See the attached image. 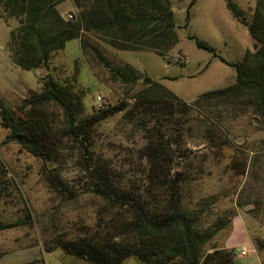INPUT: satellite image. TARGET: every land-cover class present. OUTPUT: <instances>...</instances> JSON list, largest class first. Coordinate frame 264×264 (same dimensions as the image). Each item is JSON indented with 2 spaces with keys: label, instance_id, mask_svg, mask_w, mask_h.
<instances>
[{
  "label": "trees",
  "instance_id": "16d2710c",
  "mask_svg": "<svg viewBox=\"0 0 264 264\" xmlns=\"http://www.w3.org/2000/svg\"><path fill=\"white\" fill-rule=\"evenodd\" d=\"M63 1L0 0V16L17 21V27L10 30L8 43L15 66L23 70L47 68L53 53L63 50L68 40L77 38L83 55L92 52L115 79L131 86L141 79L139 72L129 63L111 65L94 41L117 50L147 51L160 56H166L179 42L172 0H70L75 8L71 19H65L58 9ZM224 1L258 46L255 50L246 49L238 63L219 56L224 63L235 66V81L202 93L190 103L144 75L143 87L133 95L131 105L122 100L81 116L82 95L73 90V84H62L50 73L42 76L41 90L23 97L16 109L0 100V124L8 130V138L46 165L60 162L62 133L77 140L82 165L90 176L86 188L100 200L92 226H86L74 238L60 234L46 240L45 251L60 249L89 264H121L127 257H137L144 264H237L235 248L219 247L213 241L225 221L214 217L208 199L197 200L193 207L184 202L191 175L189 155H179L180 169L169 164L176 159L175 135L170 129H177L171 126L181 129L185 116L190 118L195 115L193 112L199 114L196 119L204 124L209 141L219 148L231 144L222 134L220 119L224 114L250 112L258 118L260 128L264 126V0H254L250 18L233 0ZM193 3L191 0L189 7ZM189 37L197 47L217 56L207 41L195 35ZM49 105L62 109L63 127L52 124L47 114ZM118 112L137 119L139 128L146 132L140 151L147 169L143 189L116 185L105 165L93 157L91 128ZM232 158L231 166L240 167V173H244L247 157ZM5 170L0 160V172L5 175ZM49 172L47 180L51 187L63 193L64 198L76 196L72 189L65 193L66 185L58 173ZM29 218L27 214L25 218L0 222V230L26 225ZM254 246L258 251L264 250V240L255 237Z\"/></svg>",
  "mask_w": 264,
  "mask_h": 264
},
{
  "label": "rangeland",
  "instance_id": "374dc122",
  "mask_svg": "<svg viewBox=\"0 0 264 264\" xmlns=\"http://www.w3.org/2000/svg\"><path fill=\"white\" fill-rule=\"evenodd\" d=\"M190 1L172 0L179 42L166 56L117 50L94 41L111 65L129 63L139 72L141 79L131 86L115 79L112 71L92 52L83 55L77 38L68 40L63 50L53 53L47 68L23 70L15 66L8 43L10 30L17 27V21L0 16V100L16 109L23 97L41 90L42 76L46 73L62 84H73V90L82 95L81 116L122 100L131 105L133 95L143 87L144 75L158 80L189 103L202 93L232 84L236 78L235 66L224 63L219 56L238 63L246 49L255 50L256 41L247 27L232 16L224 0H194L189 7ZM233 1L250 18L255 1ZM58 6L64 17L75 10L70 0ZM190 35L207 41L215 48L217 56L197 47ZM98 96L102 97L100 102ZM47 114L54 126L65 125L63 111L57 105H49ZM195 115L185 116L181 129L178 126H171L176 131L170 129L175 135L176 156L169 162L170 166L181 168L177 164L180 154L187 153L192 160V165L188 166L191 175L184 202L193 207L197 200L208 199L214 217L225 221L213 238L219 247H224L223 240L231 233L233 221L245 227L253 244L255 237L264 240V126L260 128L258 118L250 112L236 116L224 114L220 119L222 134L231 144L219 148L209 141L204 124ZM136 120L125 116L124 112L107 116L91 128V148L94 160L105 165L116 185L143 189L147 169L140 151L146 132L139 128ZM7 135L8 130L0 124V160L6 169L5 175L0 172V222L25 218L27 214L30 221L0 230V254L4 252L0 255V264H21L40 257L46 240L60 234L74 238L83 233L86 226H92L100 200L86 188L90 176L81 162L80 145L73 137L61 134V160L46 165ZM234 155L237 160L247 157L244 173H240V167L231 166ZM49 171L59 174L66 185L65 193L72 189L76 196L64 198L63 193L51 187L47 180ZM26 247L29 248L14 250ZM259 253L264 264V250Z\"/></svg>",
  "mask_w": 264,
  "mask_h": 264
},
{
  "label": "crops",
  "instance_id": "0c3cea01",
  "mask_svg": "<svg viewBox=\"0 0 264 264\" xmlns=\"http://www.w3.org/2000/svg\"><path fill=\"white\" fill-rule=\"evenodd\" d=\"M60 10V7L58 6ZM63 15L62 11L60 10ZM223 246L225 248H235L236 255L234 260L237 264H263L259 251L255 248L250 237L247 235V231L243 225H239L236 221H233V229L231 233L223 240ZM26 248H19L14 250H24ZM245 248L246 254L240 255L239 250ZM43 250V248H42ZM4 253V252H3ZM1 253V254H3ZM0 254V255H1ZM89 264L83 259L76 258L69 254L64 253L60 249H54L52 251L43 250L40 257H33L21 264ZM121 264H144L137 257H127Z\"/></svg>",
  "mask_w": 264,
  "mask_h": 264
},
{
  "label": "built area",
  "instance_id": "2783aa9c",
  "mask_svg": "<svg viewBox=\"0 0 264 264\" xmlns=\"http://www.w3.org/2000/svg\"><path fill=\"white\" fill-rule=\"evenodd\" d=\"M71 18H73V13H72V12H68V13L66 14L65 19H71ZM0 48H2L1 45H0ZM184 60H185V61H188V57H185ZM98 100H99V102H100V101L102 100V97L98 96ZM239 254H240V255H244V254H246V250H245V248L240 249V250H239Z\"/></svg>",
  "mask_w": 264,
  "mask_h": 264
},
{
  "label": "water",
  "instance_id": "95a60500",
  "mask_svg": "<svg viewBox=\"0 0 264 264\" xmlns=\"http://www.w3.org/2000/svg\"><path fill=\"white\" fill-rule=\"evenodd\" d=\"M253 48L256 49V48H257V44H254V45H253Z\"/></svg>",
  "mask_w": 264,
  "mask_h": 264
}]
</instances>
